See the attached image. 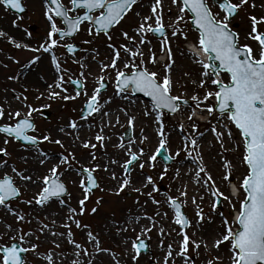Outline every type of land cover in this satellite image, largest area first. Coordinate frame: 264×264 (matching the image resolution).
I'll return each mask as SVG.
<instances>
[{
    "label": "snow or ice",
    "instance_id": "obj_1",
    "mask_svg": "<svg viewBox=\"0 0 264 264\" xmlns=\"http://www.w3.org/2000/svg\"><path fill=\"white\" fill-rule=\"evenodd\" d=\"M140 3L141 0H68L66 4L64 0H43L44 16L49 26L38 46L0 30V38H7L16 49L34 54L47 53L50 57L54 69L52 82L44 91L37 90L35 101H76L84 98L79 120L71 119L66 125L76 134H66L72 137L74 144L78 142L79 147L88 150V163L85 164L77 159L75 150H69L61 138L39 129L34 114L43 115V109L50 108L51 104L37 107L29 102L26 93L31 89L28 86H23L20 94H15L16 89H12V99L18 102L19 107H12L7 98L0 103V209L17 222L15 228L12 223H7L0 232V264H29L27 254L36 253L39 256L37 250L40 245L32 242L33 237L39 240L37 232L67 240L71 251L59 253L60 264H102V260H107L108 264H125V255L132 264H139L142 253L149 250L150 245L146 241L151 240L153 230L161 237L158 246L164 249L162 264H176L177 258L182 264H195L193 255H199L201 249L205 254L204 264H224L225 257L220 252L225 245L227 264H264V15L248 14L251 29L243 43L240 33L232 27L233 19L242 10L249 7L264 10V3L258 5L256 0H170L167 12L171 13L174 6L176 13L173 20L166 22L165 0H149L146 13L135 12L138 20L132 31L124 29L122 24L127 22L129 14ZM0 7L23 13L26 6L24 0H0ZM22 20L23 16L17 15L12 23L19 27L18 22ZM118 26L123 38L119 43L113 34ZM193 28L197 33L196 40L189 44L187 52L200 66V72L199 79H190V82L203 92L194 91L189 97L187 81L179 84L185 91L176 93L179 82L172 76L176 64L173 41H188ZM81 31H86L90 37L83 41L84 44L91 45L100 37L106 38V47L110 49L107 59L97 61L99 53L96 49H93L96 55L91 57L99 64L98 73H92L87 58L76 55L78 44L75 37ZM150 33L158 34L160 53L166 54L163 63L149 39ZM24 35L31 38L32 32L25 30ZM145 46L148 47L147 59ZM57 48H63L72 55V63L78 65V73H70L64 67V61L56 54ZM41 58V55H33L24 67L34 66ZM9 59L17 65L21 63L15 57ZM149 64H161V71L152 70ZM93 75L94 83L89 90V77ZM184 76L191 78V73L185 72ZM8 79L19 80V76L9 75ZM109 81L114 85V92L105 98L103 93L108 89ZM137 93L143 94L149 101L143 107V114L151 117L155 125L158 137L155 150L149 153L143 146L133 150L136 141L130 140L127 145L121 142L117 147L125 153L123 161L109 157L107 163L101 164L94 150L106 148V141L111 139L105 135V128L121 123L120 115L116 113L122 112L127 117L129 128H134L137 120L128 108L118 107L114 113L107 106L116 97L133 103L131 97ZM181 111L188 113L192 131L182 137V147L177 148L174 155L164 156V159L172 161L181 152L185 153L195 165L188 171L194 173L196 193L189 197L188 185L182 184L178 195L165 194V199L161 201L156 198V194L160 193L157 178L144 170H155L158 157L168 150L166 120ZM96 116L100 117L99 130L94 137L81 139L78 132L83 125L79 121L87 122ZM213 118L215 123H212ZM200 119L209 123L208 131L219 144L218 177L204 159L200 144L204 133L199 131L197 122ZM177 126L181 132L185 131L183 122H178ZM88 127L91 128V125ZM59 132L65 133V127H60ZM148 140L147 135H142L139 145ZM45 142L58 145L62 151L51 155L41 147ZM13 144H18L22 150L19 164L10 163L12 153L9 148ZM229 153H238V158L230 159ZM30 158L35 161L34 170L24 166ZM113 166L121 169L120 175ZM238 167L244 169L239 179L235 177ZM137 168L142 176L139 181L133 177ZM101 170L116 181L115 186L107 187L108 193L120 196L130 189L139 194L134 205L141 210L140 213L133 212L123 222L114 221L106 226L105 235L113 238L111 244H106L105 235L86 220V217L98 213L104 200L103 196L95 197V206L89 209L95 191L106 190L97 175ZM73 172L79 177L78 185L82 193L75 207L70 203L71 193L64 179ZM168 172L165 165L159 173V180H164ZM180 178L181 169L176 168L173 179ZM71 183L76 184L77 180L72 179ZM33 188L38 190L31 198H25L24 192ZM140 197L145 199L141 201ZM206 198L209 200V212L202 206ZM189 199L195 208V220L184 211ZM54 202L63 206V220L58 223L46 216V223L36 217L39 223L35 230L23 227L32 223L31 214L12 206L19 203L44 209ZM225 202L227 214L224 211ZM149 203L157 209L165 205L171 208V222L178 226L172 231L176 232L178 242L165 245L164 240L172 233L160 226L157 219L167 217L168 212L155 210L150 215L146 211ZM215 217L219 218V225L214 234L209 238L201 236L193 239L206 223H215ZM144 220L147 223H142ZM73 225L83 234V241L76 239ZM194 227L196 232L190 234ZM56 228L65 231H56ZM128 233L136 235L132 237ZM52 244L54 248L43 256L47 264H57L56 249L62 247L58 239H53ZM121 246L122 251L115 250Z\"/></svg>",
    "mask_w": 264,
    "mask_h": 264
},
{
    "label": "rangeland",
    "instance_id": "obj_2",
    "mask_svg": "<svg viewBox=\"0 0 264 264\" xmlns=\"http://www.w3.org/2000/svg\"><path fill=\"white\" fill-rule=\"evenodd\" d=\"M257 4L264 3V0H256ZM148 4L149 0H141L140 5L136 6L134 8V11L129 14L127 17V22L123 23L122 26L124 29L132 31V28H134L138 17H136L135 12L140 11L143 13H146L148 10ZM170 6V0H165V21L169 22L174 19L176 9L174 6H172V12L168 13L167 8ZM248 14H255V15H264V10L257 7L256 9L252 8H246L242 10L232 21V27L235 31L240 33L241 36V42H245L244 37L247 35V33L251 29V22L248 19ZM11 18V17H10ZM9 25H11L10 19L8 20ZM43 22H45L44 18L41 19L42 25H40V28L32 32V37L29 38L24 35V31H22V38L23 42L29 43L33 46H38L40 42L43 41L44 37L46 36V31L48 29L47 25H43ZM190 25V22H189ZM235 25L237 27H235ZM114 38L117 43L122 41V37L120 36V28L119 26L113 30ZM197 33L193 29L189 33V40L188 41H182V40H175L173 41V48L175 53V60L176 64L174 65L172 69V76L175 80H177L178 86L176 89V93H182L185 90L179 86V84L184 83L187 81V95L190 97L194 91L203 92V89H196L194 85L191 84L190 79H199V72H200V66L197 65L194 60L190 57V54H188L187 49L190 43H194L196 40ZM86 39H90L86 31H81L76 37L75 42L78 44H84L83 41ZM149 39L152 41V45L154 46V50L156 51L157 55H160V58L163 60L161 63H163L164 60H166V54L160 53V45H159V38H156L151 33L149 34ZM0 45L2 46L1 52L3 50L7 51V54L5 56H1L0 54V66L2 68L7 65L9 67L12 63L10 57H15L16 59L20 60L21 63L16 66V69L19 71L24 70L29 67H24V65L27 63L30 57L33 55H41V60L37 62L34 66L31 68L37 67V74L40 78L42 77H48L47 80L49 83L52 82V78L54 75V69L50 62V57L47 53H31V52H21L22 54H18V52L21 51V49H16L13 45L8 44L6 42H0ZM84 51L76 54L77 56L81 58H87L88 61L91 63V71L92 73H98L99 72V64L96 61H92L91 57L95 55V52H93V49L98 50L99 55L97 56V61L99 60H106L107 57L110 54V49L106 47V38L100 37L93 41L91 45L84 44ZM59 48H57L56 54L61 58L62 61H64V67L70 70V73H78V65L72 63V56H67V54H63L62 52L58 51ZM92 50V51H89ZM145 51V59H147V53H148V47H144ZM183 53V55H182ZM148 67H150L152 70L155 71H161V64L157 65H151L149 64ZM47 69L50 70L51 74L47 73ZM190 72L191 78L185 77L184 73ZM5 74V73H4ZM223 75V74H222ZM114 76V73H113ZM43 79V78H42ZM94 75L89 77L88 82V88L91 90L93 83H94ZM39 79H35L37 81ZM40 81V80H39ZM39 81L36 83H28L26 82L24 75L19 76V80H9L8 76L5 74L2 76V79H0V103L5 102V98H7L8 101H11L12 107H19L18 102L12 99V89H16L15 94H20L23 91V86H28L31 91L27 92L26 95L29 97V102H33L36 104L37 107H39L41 104L49 103L51 104L50 108H46L51 111V116L49 119H46L41 114H34L35 122L37 123L39 129L41 131L48 132L50 131L53 135V137H62V140L64 141L65 145L69 150H75L77 159L81 160L83 163H88L87 158V151L83 149L82 147H79L78 144L73 143V139L71 136L67 135V132H74V130L68 129L66 125L71 119H77L79 120V114H80V108L83 105V97H80L76 101H62V100H53L49 101L46 99H42L40 101H35V96L38 95L37 90L44 91L46 89V86H40ZM71 91V86H69ZM114 92V85L111 81H109V87L108 89L103 93V96L106 98L108 96L113 95ZM131 100L133 103H129L128 101H125L122 99V97H116L112 104L108 105L107 107L111 108L113 112L115 113L118 107H125L128 108L131 114H134L137 116L135 127L132 128L133 135L129 140L124 139V133L127 126V117L124 116L122 112L116 113L120 115L121 123L119 125H115L114 127L105 128V135L110 137L111 139L106 141V148H99L96 151L97 155L100 157L99 162L101 164V158H105L108 161L109 157H113L115 159L120 160L121 162L125 158V153L123 150L119 149L117 145L121 142L125 143L126 145L130 140L136 141L137 143L133 145V150L136 149L138 146H143L145 148L146 152H152L155 150V147L157 146L158 137L156 135L155 131V125L152 123L151 117L145 116L143 114V107L146 104V99L142 97H131ZM211 102V101H210ZM191 103V101H190ZM150 106V105H149ZM75 109V111H73ZM139 114V115H138ZM187 112L181 111L180 113H177L175 116H169L166 120V127L167 131L169 133V145H168V153L174 155L175 150L177 148L182 147V137L187 135L188 132H191L192 129L190 127V122L187 119ZM114 116H113V122H114ZM100 120L99 116H96L94 119L89 118L87 122L85 121H79L81 125H83V128L87 130L85 133H93V127L92 125H95L96 122ZM178 122H183L185 124V131L181 132L177 126ZM200 125L199 131L204 133L203 138L200 140V144L202 145V151L204 155L205 162L208 164L210 170L213 172L215 176H219L220 174V167H219V157L217 156V151L219 150V144L215 143L213 134L208 131L210 125L203 119H200L197 121ZM212 123H215V118L212 119ZM88 125H91V128L88 127ZM65 127V133H60L59 128ZM144 130L143 132L141 130ZM150 131H153L152 134L149 136ZM74 134V133H73ZM65 138H63V136ZM142 135H147L149 137V140L146 141L143 145H139V140ZM121 137H123V140L121 141ZM93 142H95L93 140ZM0 144H2V140H0ZM114 145V147H112ZM45 151L52 153L53 149L52 147H58V145L54 144H48L44 143L41 146ZM115 150V151H114ZM9 151L12 153V157L10 160V163H20V155L22 154V150L19 148L18 144H13L10 146ZM62 151L59 147V153ZM114 152L113 154H111ZM195 155V153H194ZM229 158L232 159L233 157L238 158V153H229ZM4 159H9L8 157H4ZM35 161L30 158L29 163L27 165H24L25 167L34 170L35 167ZM164 162L162 159L158 157L157 159V167L155 170L146 168L144 171L148 172L149 174H152L154 177L157 178V185L160 188V193L156 194V198L163 201L165 199V194H171L173 196L178 195L177 191L181 187L182 184L188 185V190L194 189L196 187L195 185V178L194 173L189 175L187 174L189 169L194 168L195 165L190 159L186 158V155L184 152H181V155L173 160V162L168 166L169 172L168 175L164 178V180H159V173L162 171L164 167ZM118 167V166H117ZM176 168L181 169V178L179 180H174V170ZM42 171V170H41ZM244 169L243 167H238L235 171V177L239 179L241 177V174L243 173ZM117 175L121 174V169L118 167ZM99 181L102 186H105V191H95V196L93 197V200L91 203H89L88 207L89 209L92 206H95V197L103 196L104 200L98 210V213L94 216L86 217V220L90 222L93 227L96 229V231L101 232L102 235H105L107 232V225L112 224L114 221H120L123 222L125 217H128L132 214V212L140 213V209L134 205V201L136 200L138 193L131 191L130 189H126L124 193H122L120 196H115L107 192V187L115 186L116 181H113L110 179L109 174L104 171H99L97 173ZM133 177L136 181H139L142 179V176L140 174V170L137 168L135 172H133ZM67 181V184L70 186V193H71V200L70 203L73 207L77 206L76 201L81 197V189L78 185L79 177L75 175L73 172L71 176H66L64 178ZM72 179L77 180L76 184L71 183ZM111 180V181H110ZM38 189H31L24 192L25 198H31L33 193ZM227 191V188L225 189ZM201 193L203 192V189L200 190ZM195 194L196 192H192ZM67 199V197H65ZM141 201L145 199V197H140ZM183 199V198H181ZM13 207H19L25 212H28L33 217L31 224H24L23 227L25 230H35L38 227L39 221L36 219V217H39V220H44V222H48L45 220V217H50L52 219H56L59 223L64 218V212H63V206L59 205L58 202L51 203L49 206H47L44 209H40L38 206H28L24 204L14 203L12 205ZM206 212H209V200L206 198L202 204ZM155 210H159L161 212H168V216L164 217L162 220L159 218L157 219V223L164 227L167 232H171V236L167 237L164 240L165 245L169 243H174L178 241V237L176 235V232H173L172 229L176 228L178 229V226H176L174 223L171 222V218L173 216V211L171 208L167 205L163 206L162 208L157 209V206L152 205L149 203V205L146 207V211L153 215ZM184 211L186 215L189 216V218L195 220V208L191 204V201L189 200L188 204L184 208ZM225 214H227V204L225 202V208H224ZM7 223H12L13 227L15 228L17 226V222L14 220V218L10 215H8L3 209H0V232H3L4 225ZM142 223H147L146 220L142 221ZM219 225V218L215 217V223H206L203 227V230L199 232L196 236H193V239H199L202 234H207L209 231L214 234V232L218 229ZM56 231H65L63 228H56ZM73 231L76 232V239L83 241L84 237L83 234L75 229V226L73 225ZM191 232H196V228H192L190 230ZM37 236H39V240H37L35 237H33L32 242L38 243L40 247L38 248L37 252L40 254L39 256L36 253H29L27 254V259L29 264H47V262L43 259V256L52 248H54V245L52 244L53 239H58L61 243V248L56 249L57 253V264H60V256L59 253L61 251L65 252V254L69 253L71 251V246L68 244L67 240L63 238H55L52 237L50 234H40L39 232L36 233ZM127 235L134 237L136 233H128ZM151 240L149 241L151 250H152V256L142 254L141 258L139 259V264H149L151 261H155L156 264H162V257L164 255V249L159 247V240L161 237L158 235L156 230H153V232L150 234ZM208 235V238L211 236ZM205 237V236H203ZM7 241V234H5V242ZM113 242V238L107 237L105 235V243L111 244ZM116 243H119V240H116ZM123 246L121 248H116V251H122ZM221 255L225 257L224 264H227V246H222ZM193 258L195 259V264H204L205 261V254L203 249H201V252L199 255L194 254ZM125 264H132V262L129 260L128 256H124ZM102 264H108L107 260H102ZM176 264H182V262L177 258Z\"/></svg>",
    "mask_w": 264,
    "mask_h": 264
},
{
    "label": "flooded vegetation",
    "instance_id": "obj_3",
    "mask_svg": "<svg viewBox=\"0 0 264 264\" xmlns=\"http://www.w3.org/2000/svg\"><path fill=\"white\" fill-rule=\"evenodd\" d=\"M64 2L67 4L68 0H64ZM25 3V11L23 13H16L13 10H6L3 7H0V30H4L9 33L10 36L15 37L18 40H23L22 38V31L25 32V30L34 32L35 30L40 28L41 19L44 18L45 22H43V25H48V21L46 20L44 16L45 6L43 4V0H24ZM7 12V13H6ZM17 15L23 16V20L19 21V27H16L13 25L12 21L16 18ZM11 17V18H10ZM11 21V25H9V20ZM61 22L58 20V24ZM22 30V31H21ZM48 31V29H47ZM46 31V33H47ZM0 42H6L8 44H11L7 38H0ZM12 45V44H11ZM2 46L0 45V54L1 56H5L7 54L6 50H3L1 52ZM84 44H78V53L84 51ZM63 49V48H62ZM65 51V49H63ZM92 51V50H89ZM28 52V51H27ZM66 53V51H65ZM34 54V53H33ZM67 54V53H66ZM67 56H72L71 54H67ZM14 62L13 60H11ZM2 68L0 67V79H2L3 72ZM63 138H65L64 135H62ZM62 139V137H59Z\"/></svg>",
    "mask_w": 264,
    "mask_h": 264
},
{
    "label": "bare ground",
    "instance_id": "obj_4",
    "mask_svg": "<svg viewBox=\"0 0 264 264\" xmlns=\"http://www.w3.org/2000/svg\"><path fill=\"white\" fill-rule=\"evenodd\" d=\"M21 53V52H20ZM162 60V59H161ZM37 70H38V68L37 67H35V68H31V67H29V68H26V69H24V70H21V71H19L18 69H16V65H14V64H12V65H10L8 68H3L2 70H1V72L2 71H4V72H6V74H7V76H9V75H13V74H15V75H18V76H20V75H24V78H25V80H26V82H28V83H36L37 81H39V85L40 86H44V85H46V78L45 77H43V79L42 78H40L39 77V75L37 74ZM47 73L49 74H51V72H50V70L49 69H47ZM35 79H39V80H37V81H35ZM149 102L147 101L146 102V104H148ZM139 115V114H138ZM100 124V120L98 121V122H96V124L95 125H92V127H93V133H85V132H87V130H85V128H81V129H79V132H78V134L80 135V137H81V139H85V138H90V137H94V135H95V133L99 130V128H98V125ZM152 132L153 131H150V133H149V136L152 134ZM74 133V135L76 134L75 132H73ZM77 144H78V142H77ZM112 147H114V145H112ZM115 151V150H114ZM114 152H112L111 154H113ZM115 154V153H114ZM116 155V154H115ZM113 158V157H112ZM101 161H102V163H107L108 161L103 157V158H101ZM35 163V162H34ZM35 167H36V164H35ZM35 167H34V169H35ZM114 168H115V170L116 171H118V167L117 166H113ZM42 170V169H41ZM188 175H189V172L187 173ZM111 181V180H110ZM189 191V197H191L192 195H193V193L192 192H196V187L194 188V189H190V190H188ZM177 193H178V191H177ZM179 194V193H178ZM190 200V199H189ZM191 201V200H190ZM133 213V212H132ZM212 233L209 231L207 234H202L203 236H205L204 238H208V235H211ZM176 242H178V241H176Z\"/></svg>",
    "mask_w": 264,
    "mask_h": 264
},
{
    "label": "water",
    "instance_id": "obj_5",
    "mask_svg": "<svg viewBox=\"0 0 264 264\" xmlns=\"http://www.w3.org/2000/svg\"><path fill=\"white\" fill-rule=\"evenodd\" d=\"M137 94H141V93H137ZM47 114H49V113H47ZM131 130H127L126 131V138H129L130 136H131ZM164 156H166V153L165 152H163V154H162V157H164ZM166 162H170V161H167L166 160ZM149 252V250L148 251H146V252H143V253H148ZM151 264H155L154 262H152Z\"/></svg>",
    "mask_w": 264,
    "mask_h": 264
}]
</instances>
